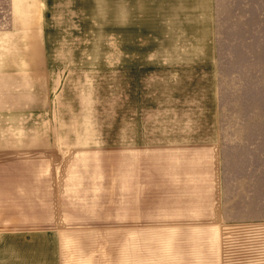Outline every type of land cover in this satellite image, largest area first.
I'll list each match as a JSON object with an SVG mask.
<instances>
[{
    "label": "rangeland",
    "instance_id": "obj_1",
    "mask_svg": "<svg viewBox=\"0 0 264 264\" xmlns=\"http://www.w3.org/2000/svg\"><path fill=\"white\" fill-rule=\"evenodd\" d=\"M20 2L0 0V32L26 16ZM116 2L46 0L33 74L9 75L0 42V140L27 147L0 155V204L44 225L0 230V264H164L163 228L188 218L162 216L211 206L200 183L187 195L202 162L264 165V37L224 32L218 70L143 46L132 60Z\"/></svg>",
    "mask_w": 264,
    "mask_h": 264
},
{
    "label": "crops",
    "instance_id": "obj_2",
    "mask_svg": "<svg viewBox=\"0 0 264 264\" xmlns=\"http://www.w3.org/2000/svg\"><path fill=\"white\" fill-rule=\"evenodd\" d=\"M45 2L21 0V14L24 12L26 16L19 17L21 23L14 24L15 29L0 32L3 56L13 57L14 70L9 75L26 74L18 70L33 74L37 70H29L30 67L43 64ZM116 7L121 54L126 53L129 59L131 55L132 60L139 46H143L150 58L161 56L164 61L172 58L175 50L188 58V62L206 61L210 69L218 70L221 69L218 56L224 53L219 50L220 41L226 37L224 32L239 29L244 36L264 37V0H117ZM37 141L40 142L34 139L32 143ZM25 143L22 139L0 140V149L4 150L0 155L12 158L15 153L27 154L21 150L27 148L21 147ZM200 148L211 155L216 146L207 143ZM201 161L198 154L192 165ZM207 161L209 167L201 164L208 171H196L198 181L195 180L192 192L187 195L195 196L200 183L207 190L201 197L210 198L211 206L174 211V214L163 212L168 216L162 217H179L180 223L182 218L188 219L185 225L176 222L163 228L162 261L164 264H264V165L255 167L259 163L247 157ZM15 201L14 198L0 204V230L44 227L37 219H32L31 226L15 223L22 220L27 209L19 208ZM34 201L31 197L30 203Z\"/></svg>",
    "mask_w": 264,
    "mask_h": 264
}]
</instances>
